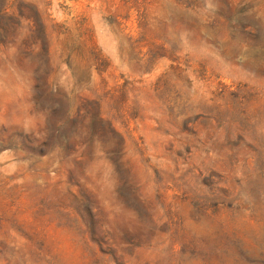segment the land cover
Returning a JSON list of instances; mask_svg holds the SVG:
<instances>
[{
  "label": "rangeland",
  "instance_id": "rangeland-1",
  "mask_svg": "<svg viewBox=\"0 0 264 264\" xmlns=\"http://www.w3.org/2000/svg\"><path fill=\"white\" fill-rule=\"evenodd\" d=\"M0 264H264V0H0Z\"/></svg>",
  "mask_w": 264,
  "mask_h": 264
},
{
  "label": "trees",
  "instance_id": "trees-1",
  "mask_svg": "<svg viewBox=\"0 0 264 264\" xmlns=\"http://www.w3.org/2000/svg\"><path fill=\"white\" fill-rule=\"evenodd\" d=\"M91 214V213H90ZM91 216L93 217L94 221H96V219H98L97 221H101L102 220V215H101V209L100 207H94L92 209V214ZM92 228V227H91ZM93 230V234H94V239L101 245H112L110 239L108 238L107 235H103V232H105L103 230L102 225H100V227L98 228V231H96V229H92Z\"/></svg>",
  "mask_w": 264,
  "mask_h": 264
}]
</instances>
